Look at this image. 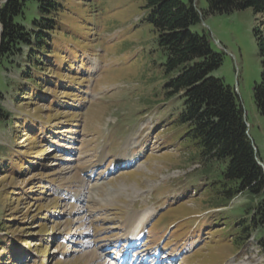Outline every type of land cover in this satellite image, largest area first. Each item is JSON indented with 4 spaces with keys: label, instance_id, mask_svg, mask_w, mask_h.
<instances>
[{
    "label": "rangeland",
    "instance_id": "obj_1",
    "mask_svg": "<svg viewBox=\"0 0 264 264\" xmlns=\"http://www.w3.org/2000/svg\"><path fill=\"white\" fill-rule=\"evenodd\" d=\"M58 1L32 79L3 74L11 88L0 94V264H117L110 256L123 251L130 212L150 208L141 245H162L175 264H264V226L253 222L264 194L216 204L224 165L193 161L176 123L181 103L165 98L145 0ZM194 1L208 11L206 0ZM198 29L224 55L215 75L238 90L264 165V119L253 100L264 15L206 14ZM242 225L249 235L237 245Z\"/></svg>",
    "mask_w": 264,
    "mask_h": 264
},
{
    "label": "trees",
    "instance_id": "obj_2",
    "mask_svg": "<svg viewBox=\"0 0 264 264\" xmlns=\"http://www.w3.org/2000/svg\"><path fill=\"white\" fill-rule=\"evenodd\" d=\"M206 2V13L196 7L194 0H145L143 9L164 57L161 66L166 80L165 98L181 103L176 123L185 128V138L194 148L193 161H202L211 168L224 165L214 200L225 205L239 195H263L264 170L249 136L239 95L215 75L223 65L224 55L214 49L211 38L198 27L206 14L251 10L255 15H264V0ZM61 8L58 0H0V94H8L11 88L10 75L4 76V72L17 69L27 80L29 67H40L37 54L47 50L45 34L55 30ZM259 34L255 36L259 40L262 72L253 87V100L264 119V37ZM23 60L28 61L27 66H23ZM1 112L0 108V124H4L7 115ZM253 222L264 226V200L258 204ZM248 235L249 228L242 225L237 245ZM259 245L264 254V235Z\"/></svg>",
    "mask_w": 264,
    "mask_h": 264
},
{
    "label": "bare ground",
    "instance_id": "obj_3",
    "mask_svg": "<svg viewBox=\"0 0 264 264\" xmlns=\"http://www.w3.org/2000/svg\"><path fill=\"white\" fill-rule=\"evenodd\" d=\"M130 146L134 147L136 146V143H131ZM124 158H127L130 161V157L126 156ZM154 215V209L151 208L145 210L144 212H133L132 214H130L129 219L127 220L126 236L129 235L128 237L130 240H132V244H134V242L142 236L145 230L146 223L150 221L151 217H153ZM94 258H96L95 255Z\"/></svg>",
    "mask_w": 264,
    "mask_h": 264
},
{
    "label": "water",
    "instance_id": "obj_4",
    "mask_svg": "<svg viewBox=\"0 0 264 264\" xmlns=\"http://www.w3.org/2000/svg\"><path fill=\"white\" fill-rule=\"evenodd\" d=\"M235 92L237 93V92H238V90H236V89H235ZM237 94H238V93H237ZM259 163H260V162H259ZM260 165H261L262 167H264V165H262L261 163H260Z\"/></svg>",
    "mask_w": 264,
    "mask_h": 264
}]
</instances>
